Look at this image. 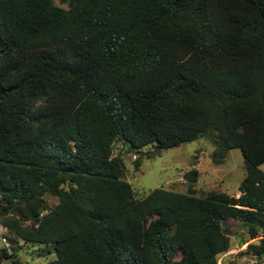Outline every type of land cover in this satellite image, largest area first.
I'll list each match as a JSON object with an SVG mask.
<instances>
[{
    "label": "trees",
    "instance_id": "trees-1",
    "mask_svg": "<svg viewBox=\"0 0 264 264\" xmlns=\"http://www.w3.org/2000/svg\"><path fill=\"white\" fill-rule=\"evenodd\" d=\"M197 136L215 163L239 148L236 194H134L112 152ZM262 161L264 0H0V260L35 243L41 264H215L231 233L257 237L218 264L259 253Z\"/></svg>",
    "mask_w": 264,
    "mask_h": 264
},
{
    "label": "rangeland",
    "instance_id": "rangeland-1",
    "mask_svg": "<svg viewBox=\"0 0 264 264\" xmlns=\"http://www.w3.org/2000/svg\"><path fill=\"white\" fill-rule=\"evenodd\" d=\"M57 2V0H53ZM212 148V140L207 136H197L178 144L155 150L150 143L138 148L127 147L119 139L112 143V152L120 155L124 173L123 177L129 181L134 194H140L153 186H163L181 191H190L201 194L207 189H222L236 194L237 182L244 172L242 155L237 146L227 149L221 162L211 161L209 152ZM148 153V155H147ZM140 157L138 164H133L136 156ZM191 166L197 168L194 179L184 175V171ZM264 168V161L259 163ZM44 197L48 205L56 201V196L45 192ZM232 228L240 230L237 222L232 220ZM0 243L6 241L7 232L0 226ZM231 247L228 252L243 247L247 238L237 245V237L230 234ZM43 246L28 243L10 256L0 260V264H41L43 260L53 256V251H43ZM223 254L218 253L215 264H218Z\"/></svg>",
    "mask_w": 264,
    "mask_h": 264
},
{
    "label": "built area",
    "instance_id": "built-area-1",
    "mask_svg": "<svg viewBox=\"0 0 264 264\" xmlns=\"http://www.w3.org/2000/svg\"><path fill=\"white\" fill-rule=\"evenodd\" d=\"M0 239H3V236H0ZM239 249V248H238ZM236 251V250H235ZM234 251V252H235ZM233 251L228 252V250H223L220 253H234ZM229 264H264V250L259 253H243L239 255L236 260Z\"/></svg>",
    "mask_w": 264,
    "mask_h": 264
}]
</instances>
